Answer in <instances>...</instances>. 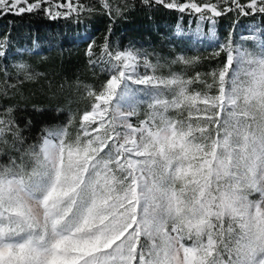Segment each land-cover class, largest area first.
I'll return each instance as SVG.
<instances>
[{
	"label": "snow or ice",
	"instance_id": "1",
	"mask_svg": "<svg viewBox=\"0 0 264 264\" xmlns=\"http://www.w3.org/2000/svg\"><path fill=\"white\" fill-rule=\"evenodd\" d=\"M141 3L195 17L212 38L230 23L209 51L163 57L112 41L127 2L0 0V16L110 18L85 50L106 75L66 124L29 144L0 109V264H264V0ZM242 17L257 27L238 40ZM39 75L2 69L0 94Z\"/></svg>",
	"mask_w": 264,
	"mask_h": 264
},
{
	"label": "trees",
	"instance_id": "2",
	"mask_svg": "<svg viewBox=\"0 0 264 264\" xmlns=\"http://www.w3.org/2000/svg\"><path fill=\"white\" fill-rule=\"evenodd\" d=\"M56 2L67 3L68 0ZM125 2L132 7L122 18L112 22V41L117 47L121 43L127 47L130 42H135L136 47L143 46L158 56L168 57L170 52L179 54L178 50L185 45L189 49L187 55L207 52L230 23L224 19L216 28V38H212L207 25H201V30H197L195 17L181 16L163 7L148 9L141 0H113L114 5ZM74 17L75 13L53 20L39 11L0 16V35L10 37L6 57L0 61V70L14 73L17 64L26 63L34 73H41L33 81L18 85L15 94L11 89L7 96L0 94V109L12 107L20 126L27 125L25 135L29 144L45 127L66 124L77 109L88 103L84 86H99L106 75L100 67L89 64L85 50L89 45L95 48L104 41L110 18L100 14L82 19ZM237 25L233 31L238 40L255 33L257 27L246 17H242ZM7 162L8 155L0 151V164Z\"/></svg>",
	"mask_w": 264,
	"mask_h": 264
},
{
	"label": "rangeland",
	"instance_id": "3",
	"mask_svg": "<svg viewBox=\"0 0 264 264\" xmlns=\"http://www.w3.org/2000/svg\"><path fill=\"white\" fill-rule=\"evenodd\" d=\"M24 7H27V5H24ZM62 10H63V8H61ZM69 126H71V125H69ZM56 127H58V126H56Z\"/></svg>",
	"mask_w": 264,
	"mask_h": 264
}]
</instances>
